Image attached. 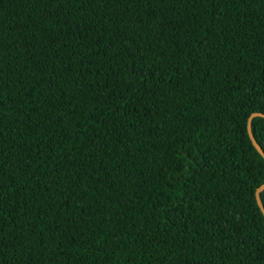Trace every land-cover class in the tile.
I'll list each match as a JSON object with an SVG mask.
<instances>
[{
  "label": "trees",
  "instance_id": "1",
  "mask_svg": "<svg viewBox=\"0 0 264 264\" xmlns=\"http://www.w3.org/2000/svg\"><path fill=\"white\" fill-rule=\"evenodd\" d=\"M254 112L264 0H0V264H264Z\"/></svg>",
  "mask_w": 264,
  "mask_h": 264
},
{
  "label": "water",
  "instance_id": "2",
  "mask_svg": "<svg viewBox=\"0 0 264 264\" xmlns=\"http://www.w3.org/2000/svg\"><path fill=\"white\" fill-rule=\"evenodd\" d=\"M257 116H261V117H264V112H254L250 115L249 119H248V131H249V135H250V138L253 142V144L255 145V147L258 149V151L264 156V149L263 147L259 144V142L257 141V139L255 138L254 134H253V131H252V121L255 117ZM264 190V183L259 186L256 190V198H257V201H258V204L259 206L261 207L262 209V212L264 214V203L262 201V198H261V192Z\"/></svg>",
  "mask_w": 264,
  "mask_h": 264
}]
</instances>
